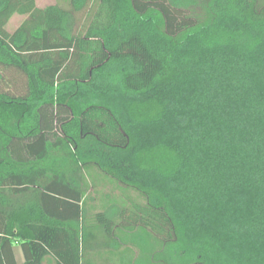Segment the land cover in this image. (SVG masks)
<instances>
[{
  "label": "trees",
  "instance_id": "16d2710c",
  "mask_svg": "<svg viewBox=\"0 0 264 264\" xmlns=\"http://www.w3.org/2000/svg\"><path fill=\"white\" fill-rule=\"evenodd\" d=\"M64 1L0 0V264H264V0Z\"/></svg>",
  "mask_w": 264,
  "mask_h": 264
},
{
  "label": "rangeland",
  "instance_id": "374dc122",
  "mask_svg": "<svg viewBox=\"0 0 264 264\" xmlns=\"http://www.w3.org/2000/svg\"><path fill=\"white\" fill-rule=\"evenodd\" d=\"M57 2L66 4L64 0H36V3L38 4V6L42 8L48 5H51V4H55ZM24 18H25L24 15H15L12 18L7 28H9L11 32L14 31L21 24ZM0 153H3L1 148H0ZM43 164L55 165L59 167L61 170L65 171L68 177L70 178V180L73 182V184H75L76 186L84 190L86 194L88 195V197L96 195L97 199H99L97 200L98 208H100V205L102 204L103 200L106 198L105 197L106 195L109 194L110 197H117V198L122 197L123 198V195L127 193L126 189H124L125 187L121 186L123 187L121 188L117 186L116 184L111 183L110 180L105 179L103 181H97L95 172L89 173V171L86 170V168L79 162V160L76 158V156L72 154L70 150L52 149L50 159L44 162ZM94 183L96 185H93ZM99 191H101L102 193H100ZM130 194L138 196L139 198H142L140 197V195H138V192L134 188H131ZM137 239L141 243L150 242V247L152 251L162 250V244L161 243L158 244L154 236L146 230L140 231L137 236ZM134 251H135V255H138L141 253V250L139 248L134 249ZM147 252L148 251H145L144 256H146Z\"/></svg>",
  "mask_w": 264,
  "mask_h": 264
},
{
  "label": "crops",
  "instance_id": "0c3cea01",
  "mask_svg": "<svg viewBox=\"0 0 264 264\" xmlns=\"http://www.w3.org/2000/svg\"><path fill=\"white\" fill-rule=\"evenodd\" d=\"M37 4V3H36ZM37 6H38V4H37ZM38 7H40V6H38ZM42 8V7H41ZM15 15H23V14H14L13 15V17L15 16ZM25 16V18L27 17V15H24ZM12 17V18H13ZM12 18L10 19V21L8 22V24H7V26L6 27H8V25L10 24V22H11V20H12ZM25 18L23 19V21L25 20ZM22 21V22H23ZM21 22V23H22ZM19 27V26H18ZM17 27V28H18ZM8 30H9V28H7ZM10 32H11V30H9ZM13 32V31H12ZM4 87L6 88V90L7 89H9L5 84H4ZM26 90V86L23 84V83H21V82H18L17 84H16V87H15V91H17V92H22V91H25ZM94 173V172H93ZM97 173H95V175H96ZM97 177V176H96ZM72 182V181H71ZM73 183V182H72ZM75 185V184H74ZM93 185H96L95 183L93 184ZM98 187V186H97ZM96 190V189H95ZM97 200H99V199H97V196L96 195H93V196H91L89 199H88V205L91 207V209H92V213H94L97 209H99L98 208V206H97ZM14 254H15V260H16V262L18 263V264H21V263H23V262H25V254H24V252H23V249H22V247L20 246V244H15L14 245ZM44 264H55V262H54V260L52 259V258H50V257H48V258H46V260L44 261Z\"/></svg>",
  "mask_w": 264,
  "mask_h": 264
}]
</instances>
